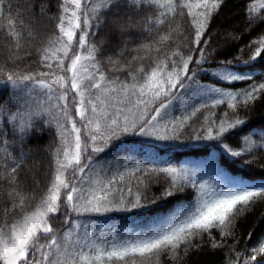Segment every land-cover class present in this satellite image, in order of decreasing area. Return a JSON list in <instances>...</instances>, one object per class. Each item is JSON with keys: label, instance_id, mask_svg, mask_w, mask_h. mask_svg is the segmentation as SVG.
Segmentation results:
<instances>
[{"label": "snow or ice", "instance_id": "obj_1", "mask_svg": "<svg viewBox=\"0 0 264 264\" xmlns=\"http://www.w3.org/2000/svg\"><path fill=\"white\" fill-rule=\"evenodd\" d=\"M226 3L227 0H17V20L8 19V44L2 53L5 63L0 66V89L8 92L5 103L0 105V185H8L4 190L5 207L0 210V264H128L129 258L131 264H137V257L139 264H160L164 255L176 261L200 250L205 235L213 240L214 249L226 246L229 237L235 241L234 218L264 200V179L256 182L245 174H233L215 155L209 161V179L204 178L208 171L201 168L141 164L127 170L128 176L144 169L170 176L160 199L185 188L196 193L192 199L180 202L172 214L155 220L147 230L118 236L113 229L109 239L97 235L98 229L90 231L91 226L82 222L88 213L146 206L140 192L132 196L130 186V198L123 194L119 201L113 198L114 192L122 193L113 185L122 182L125 174L118 172L106 180L101 176L105 169L96 157L110 146L117 147L112 141L124 133L138 130L141 135L159 140H179L183 133L178 129L190 125L197 113L226 104L232 110L231 118L227 111L219 120L215 112H209L190 139L207 141L209 147L219 149L221 156L245 167L252 159L243 157L264 148V126L250 127L238 115L241 106L247 108L264 97V79L255 80L264 74L253 70L258 59L264 60V34L246 46L254 47L247 60L242 58L243 48L230 59H215L218 48H212L208 29ZM6 11L11 16L13 5L0 0V18H5ZM142 12L151 14L140 17ZM246 13L249 30L257 22L264 23V17L253 15L251 8H246ZM177 16L186 22L185 26L174 23ZM41 21L54 25L47 45L38 49L42 66L48 71L16 70L18 62H23L18 53L31 55L30 38L35 34L34 25ZM141 24V31L154 38L139 44L134 49L137 55L122 65L127 79L121 80L119 75L110 78L98 59L103 55L102 48L90 40L96 32L109 30L131 41L133 30ZM18 26L21 31L15 30ZM225 38L240 39L231 32H226ZM74 41L81 51L65 68ZM141 51L144 56L139 55ZM145 60L147 65L132 68L133 62ZM108 63L114 64L111 59ZM213 64L215 67L205 66ZM9 65L14 67L5 71ZM58 72H70V77ZM201 75L215 78L217 83L202 81ZM248 80L253 83L245 89L218 86ZM37 85L46 89L45 98L38 102L33 99ZM174 106L180 109L181 119L173 117ZM73 108L80 126L72 115ZM53 121L58 129L57 146L26 149L28 139L42 135ZM254 135H259L260 140L253 139ZM233 139L237 141L235 148L228 143ZM40 151L50 158L43 172L50 181L39 197V205L29 211L41 188L43 164L26 162ZM29 188L27 195L21 194ZM62 209L67 214L61 222L62 231H58L51 221L59 219ZM214 229L220 230V241L212 236ZM232 251L235 259L229 264H264V238L257 247Z\"/></svg>", "mask_w": 264, "mask_h": 264}, {"label": "trees", "instance_id": "obj_2", "mask_svg": "<svg viewBox=\"0 0 264 264\" xmlns=\"http://www.w3.org/2000/svg\"><path fill=\"white\" fill-rule=\"evenodd\" d=\"M8 3L13 5V14L11 16L5 13V18H0V66H3L4 52L8 39L6 38V29L8 19L14 21L17 20L15 16V5L17 0H7ZM23 2V0H20ZM179 2V0H178ZM194 2V0H193ZM55 3V0H53ZM246 8L252 9V14L257 17H264V0H227V3L221 9L218 16L212 21L210 28L208 29V35L212 37V48H218V53L215 56L217 60L230 59L231 57L240 54V49H244L242 58L247 60L248 57L254 51V47H246L249 43L257 39L260 35L264 34V23L257 22L249 30V25L246 22L247 13ZM162 10V9H161ZM55 11V9H53ZM151 13H140V17H145ZM139 18V17H138ZM175 24L185 26V21L179 16L176 17ZM18 24V21H17ZM143 25L133 30V39L128 41L127 37L121 38L118 33L109 32V30H102L96 32L95 37L90 40L91 44H95L102 48L103 55H98V59L103 62V69L109 74V77L119 75L121 80L127 79V77L121 71V67L127 64L133 56L137 55L134 50L141 43H148L150 39L148 33L142 32ZM35 34L31 37L32 47L30 48L31 55H25L24 52H19L23 62H18V68L16 70L27 71H48L47 68L42 66L38 49H41L47 45V37L52 33L54 25L47 21H41L34 25ZM21 31L19 26L15 29ZM231 32L233 35L239 36V41L226 40L225 35H217L216 31ZM95 31V30H94ZM223 34V33H222ZM26 33L22 32V37H26ZM21 43H24L22 38ZM79 49L78 44L74 41L73 48L69 50L66 58L65 68L71 63V59L77 54ZM116 49V50H113ZM122 53V54H121ZM59 55V54H58ZM140 56H144V52L139 53ZM151 55V53L149 54ZM114 62L109 64L108 61ZM54 64L56 61H52ZM141 63L147 65V61L133 62L132 68H138ZM25 65H29L26 67ZM206 67L215 65H205ZM14 66L9 65L4 70L8 71ZM253 70L257 73L264 74V60H257L253 65ZM67 72H58V75H66ZM46 79H49L46 77ZM202 81L210 84L217 83L215 78H210L208 75H201L199 77ZM264 79V75H257L256 81ZM253 83L252 80L245 82H223L219 84L220 87L233 88V89H245L249 84ZM40 88V87H39ZM38 86L34 89V100H43L44 91H38ZM42 89V88H41ZM8 92L0 89V105L5 103V98ZM208 103V101H204ZM158 106V105H156ZM71 107V105H70ZM229 113L231 118L232 110L227 107L226 104L220 105L214 108H208L197 113L196 117L191 118L190 125H186L184 129H178L183 134L179 140H159L155 136L141 135L139 131L124 133L116 137L112 143L117 147H109L104 153L98 154L96 157L105 169L101 173L103 179H107L116 173H122L124 180L120 183H115L114 188L123 190L121 192H114L113 198L119 201L121 194L126 199L130 198L128 194V187L132 188V196L134 197L136 192H140L143 197L145 207L126 209H116L108 213H88L82 218L83 224L90 225V231H96L97 235L103 234L104 236L111 238L112 230L115 229V235H121L128 232H137L140 230H147L152 227L153 222L159 218H163L172 214L175 209L180 205V202L190 200L196 195L195 191L191 188H185L182 192H177L173 196H169L165 199H160L161 193L168 188L171 177L162 173L149 172L146 169L136 171L134 175L128 176L127 170L134 167H138L141 164H151L154 168H201L205 171L210 170L209 161L213 155L217 157L219 162L228 168L233 174H245L260 182L264 179V148H257L251 154V156H244V160L252 159V163L247 167L239 163H233L227 157L220 155L219 149H214L208 146L207 141H196L190 139L195 133L196 129L204 122V117L209 112H215L216 118L219 120L225 112ZM72 115L76 116L73 108ZM172 115L176 119L182 118V113L178 107L172 109ZM238 115L241 119H245L250 127L260 128L264 126V97L258 98L254 103H251L247 108L241 106L238 110ZM79 123V117L76 116ZM63 121H61L62 123ZM169 134H171L169 132ZM11 137H9L10 139ZM253 139L259 141V135H254ZM59 142L57 123H50L43 131L42 135L33 136L28 139L25 144V148L36 149L39 146L42 149L54 148ZM228 143L234 148L237 146L236 140H229ZM49 156L45 152H34V155L26 162L31 165L33 161L42 162L43 167L40 170L42 179L40 181L41 188L37 192V198L31 201V207L29 211L34 210L39 205V197L46 190V187L50 181V177H43V172L49 162ZM204 161H200V160ZM212 175L210 172L205 179H209ZM119 180V176H117ZM139 181V182H138ZM8 189L7 184L0 185V210L5 207L4 201L7 199L5 191ZM29 189L21 194L27 195ZM154 202L150 203V201ZM66 211L62 209L59 219L51 221L53 227L58 231H62V221ZM11 222V220L9 221ZM3 223V217L0 216V224ZM84 229L80 232L83 234ZM234 239L227 238L226 246L220 248H212L213 240L207 235L203 238V246L200 250L191 251L187 257L182 260H172L167 255H164L160 259V264H229L230 260L235 259L233 249L235 252H241L247 247L251 249L257 247L260 239L264 238V200L257 201L255 204L249 206L246 211L234 218V224L232 226ZM251 233V236L249 234ZM212 236L216 241L221 240L220 230L214 229ZM200 243V241H197ZM251 255L250 252L247 253ZM183 255V254H182ZM129 258L128 264H131ZM137 264H139V258L137 257ZM259 259V257H258ZM105 264H108L105 261ZM112 264H124V262L113 261Z\"/></svg>", "mask_w": 264, "mask_h": 264}, {"label": "rangeland", "instance_id": "obj_3", "mask_svg": "<svg viewBox=\"0 0 264 264\" xmlns=\"http://www.w3.org/2000/svg\"><path fill=\"white\" fill-rule=\"evenodd\" d=\"M223 33V34H222ZM216 34L217 35H222V36H224L225 35V32H221L220 30H217L216 31ZM113 50H116V49H113ZM81 50H80V48L78 49V52H80ZM77 52V53H78ZM70 65V64H69ZM65 76V78H68V77H70V72H67V74L66 75H64ZM38 86V85H37ZM40 87V88H39ZM38 91H42L43 92V88L41 87V86H38ZM42 88V89H41ZM44 92H46V89H45V91ZM200 161H204L203 159L202 160H200ZM208 171V173H210L211 172V170H207Z\"/></svg>", "mask_w": 264, "mask_h": 264}]
</instances>
